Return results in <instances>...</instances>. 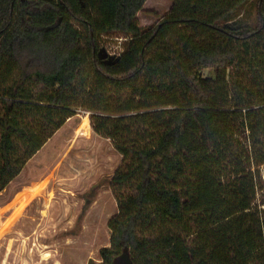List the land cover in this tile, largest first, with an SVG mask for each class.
<instances>
[{
  "label": "trees",
  "instance_id": "obj_1",
  "mask_svg": "<svg viewBox=\"0 0 264 264\" xmlns=\"http://www.w3.org/2000/svg\"><path fill=\"white\" fill-rule=\"evenodd\" d=\"M146 1L0 0V192L84 108L122 156L100 264H264V0H173L144 31Z\"/></svg>",
  "mask_w": 264,
  "mask_h": 264
},
{
  "label": "rangeland",
  "instance_id": "obj_2",
  "mask_svg": "<svg viewBox=\"0 0 264 264\" xmlns=\"http://www.w3.org/2000/svg\"><path fill=\"white\" fill-rule=\"evenodd\" d=\"M173 5L147 0L139 25L151 30ZM185 35L177 28L164 41L177 44ZM126 40L114 33L99 38L110 56L122 54ZM91 114L78 108L0 192V264L101 263L99 252L110 245L108 223L118 212L110 179L122 156L95 133Z\"/></svg>",
  "mask_w": 264,
  "mask_h": 264
},
{
  "label": "bare ground",
  "instance_id": "obj_3",
  "mask_svg": "<svg viewBox=\"0 0 264 264\" xmlns=\"http://www.w3.org/2000/svg\"><path fill=\"white\" fill-rule=\"evenodd\" d=\"M88 119H86V121H87Z\"/></svg>",
  "mask_w": 264,
  "mask_h": 264
},
{
  "label": "water",
  "instance_id": "obj_4",
  "mask_svg": "<svg viewBox=\"0 0 264 264\" xmlns=\"http://www.w3.org/2000/svg\"><path fill=\"white\" fill-rule=\"evenodd\" d=\"M105 52V51H104Z\"/></svg>",
  "mask_w": 264,
  "mask_h": 264
}]
</instances>
